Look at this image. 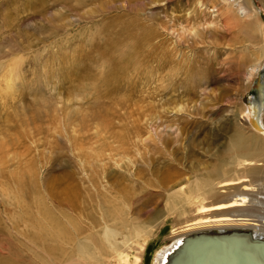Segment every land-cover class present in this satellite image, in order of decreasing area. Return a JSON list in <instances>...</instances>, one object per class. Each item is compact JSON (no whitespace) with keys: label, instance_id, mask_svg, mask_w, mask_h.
Returning <instances> with one entry per match:
<instances>
[{"label":"rangeland","instance_id":"obj_1","mask_svg":"<svg viewBox=\"0 0 264 264\" xmlns=\"http://www.w3.org/2000/svg\"><path fill=\"white\" fill-rule=\"evenodd\" d=\"M227 1L0 0V187L23 210L0 193V264H63L23 237L39 201L86 226L122 203L152 264L178 227L156 223L167 194L253 153L233 115L256 98L262 118L264 69L248 88L258 38L234 29Z\"/></svg>","mask_w":264,"mask_h":264},{"label":"bare ground","instance_id":"obj_2","mask_svg":"<svg viewBox=\"0 0 264 264\" xmlns=\"http://www.w3.org/2000/svg\"><path fill=\"white\" fill-rule=\"evenodd\" d=\"M259 1L264 12V0ZM227 4L229 7L236 5L233 12L224 6L234 29L247 36L255 34L258 38L255 57L242 66V75L249 88L264 69V24L250 0H231ZM258 88L257 93H261L264 85L258 84ZM258 101L255 98L249 105L243 103L238 109L239 114L233 115L236 134L248 135L247 138L253 140L256 147L253 153L244 155L241 148L232 150L228 172L204 171V176L200 178L182 179L180 183H184L185 187L167 194L165 212L156 223L174 216L178 227L171 228L170 239L155 252L152 264H170L185 238L204 231L248 233L252 238L264 241V186H261L264 185V109L261 118ZM8 123L4 121V124ZM177 176H183L182 172L167 175L169 179ZM252 182H258L257 186ZM0 193L6 203L11 202L16 208L21 205L19 197H11L6 188L0 187ZM37 204L36 223L35 216L25 215L24 222L29 225V231H23V237L37 244L41 260L55 262L62 259L63 264L142 263L147 248V228L133 223L126 216L122 203L111 201L96 226H86L68 213L55 215L42 201ZM248 245L253 254L259 252L258 246ZM215 252V257H223L220 251Z\"/></svg>","mask_w":264,"mask_h":264},{"label":"water","instance_id":"obj_3","mask_svg":"<svg viewBox=\"0 0 264 264\" xmlns=\"http://www.w3.org/2000/svg\"><path fill=\"white\" fill-rule=\"evenodd\" d=\"M249 243L259 252L253 254ZM215 251L223 257H215ZM170 264H264V241L248 233L204 231L185 238Z\"/></svg>","mask_w":264,"mask_h":264}]
</instances>
